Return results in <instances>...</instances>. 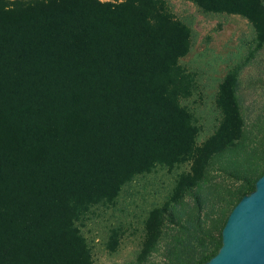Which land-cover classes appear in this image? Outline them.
I'll use <instances>...</instances> for the list:
<instances>
[{
	"label": "trees",
	"instance_id": "1",
	"mask_svg": "<svg viewBox=\"0 0 264 264\" xmlns=\"http://www.w3.org/2000/svg\"><path fill=\"white\" fill-rule=\"evenodd\" d=\"M187 1L245 18L264 41L262 0ZM190 37L166 0H0V264H90L80 213L194 154L199 131L179 103ZM234 102L201 164L241 138ZM213 222L188 225L169 264L208 261Z\"/></svg>",
	"mask_w": 264,
	"mask_h": 264
},
{
	"label": "rangeland",
	"instance_id": "2",
	"mask_svg": "<svg viewBox=\"0 0 264 264\" xmlns=\"http://www.w3.org/2000/svg\"><path fill=\"white\" fill-rule=\"evenodd\" d=\"M166 2L191 32L189 50L179 60L190 93L179 103L199 131L195 152L180 164L137 175L112 202L80 213L75 225L90 264H169L174 241L188 242L186 227L198 221L211 227L214 220V251L228 214L264 171V41L239 15L206 13L187 0ZM230 94L243 119L242 136L201 164L211 137L222 129V103Z\"/></svg>",
	"mask_w": 264,
	"mask_h": 264
},
{
	"label": "water",
	"instance_id": "3",
	"mask_svg": "<svg viewBox=\"0 0 264 264\" xmlns=\"http://www.w3.org/2000/svg\"><path fill=\"white\" fill-rule=\"evenodd\" d=\"M202 264H264V173L232 208L220 247Z\"/></svg>",
	"mask_w": 264,
	"mask_h": 264
}]
</instances>
